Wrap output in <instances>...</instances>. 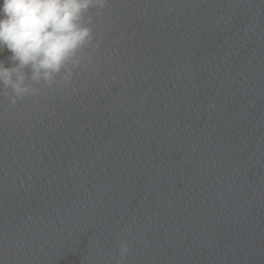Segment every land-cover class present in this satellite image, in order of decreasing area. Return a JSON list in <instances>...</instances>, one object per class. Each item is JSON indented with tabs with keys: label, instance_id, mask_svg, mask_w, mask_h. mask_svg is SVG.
<instances>
[{
	"label": "water",
	"instance_id": "obj_1",
	"mask_svg": "<svg viewBox=\"0 0 264 264\" xmlns=\"http://www.w3.org/2000/svg\"><path fill=\"white\" fill-rule=\"evenodd\" d=\"M88 15L68 83L0 94V264H264V0Z\"/></svg>",
	"mask_w": 264,
	"mask_h": 264
},
{
	"label": "clouds",
	"instance_id": "obj_2",
	"mask_svg": "<svg viewBox=\"0 0 264 264\" xmlns=\"http://www.w3.org/2000/svg\"><path fill=\"white\" fill-rule=\"evenodd\" d=\"M107 4L108 0H3L0 51L11 53L12 66L0 61V94L15 105L37 95L36 84L51 87L58 76L68 83L81 64L82 50L94 39L89 10ZM127 251L123 244L121 260Z\"/></svg>",
	"mask_w": 264,
	"mask_h": 264
}]
</instances>
